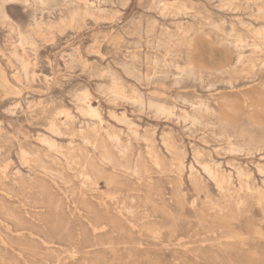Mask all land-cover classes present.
Listing matches in <instances>:
<instances>
[{
    "label": "rangeland",
    "instance_id": "1",
    "mask_svg": "<svg viewBox=\"0 0 264 264\" xmlns=\"http://www.w3.org/2000/svg\"><path fill=\"white\" fill-rule=\"evenodd\" d=\"M1 72L0 264H264V0H0Z\"/></svg>",
    "mask_w": 264,
    "mask_h": 264
},
{
    "label": "bare ground",
    "instance_id": "2",
    "mask_svg": "<svg viewBox=\"0 0 264 264\" xmlns=\"http://www.w3.org/2000/svg\"><path fill=\"white\" fill-rule=\"evenodd\" d=\"M24 58H25V56H24ZM25 61H26V60H25ZM26 64H27V63H26ZM4 73H5V72H4ZM0 74H2V72H1ZM0 78H1V77H0ZM6 78H7V77H6ZM4 79H5V78H4ZM1 80L3 81V79H1ZM5 81H6V80H4V82H5ZM7 82H8V80H7ZM158 107H159L160 110H163L162 107H160V106H158ZM91 109H92V108H91ZM96 109H97V108H96ZM92 112L94 113V110H93ZM93 113H92V114H93ZM96 114H97V113H96ZM195 150H196V149H195ZM198 153H200V152H198ZM199 155H200V154H199ZM199 155H198V156H199ZM195 157H196V154H195ZM178 159H179V158H178ZM182 159H183V158H180L179 160H182ZM195 159H196V158H195ZM196 160H197V159H196ZM182 162H184V161H182ZM182 162H181V163H182ZM179 163H180V162H179ZM181 163H180V164H181ZM208 163H209V162H208ZM211 163H212V162H211ZM213 164H214V163H213ZM206 165L209 166L208 164H206ZM207 166H206V167H207ZM211 167L213 168V167H215V166H211ZM192 168H193V167H192ZM209 169H210V168H209ZM81 170L84 171V169H81ZM191 170H192V169H191ZM238 170H239V169H238ZM83 171H82V172H83ZM220 172H221V171H220ZM85 173H86V172H85ZM87 173H88V172H87ZM207 173H208V172H207ZM221 173H223V172H221ZM83 174H84V173H83ZM81 175H82V173H81ZM86 175H87V174H86ZM86 175H84V176H86ZM189 175H190V174H189ZM216 175H218V174L216 173ZM245 175H246V174H245ZM190 176L192 177V175H190ZM213 176H214V175H213ZM220 176H222V177L220 178V181H221V182H226V180L229 181V179L226 178V175L223 176V175L221 174ZM228 177H229V176H228ZM86 179H87V178H86ZM89 179H90V178H89ZM94 180H95V179H94ZM94 180L92 179V181H91V180H90V181L93 182ZM97 181H98V180H97ZM97 181H94V182L97 183ZM87 182H88V181H87ZM87 182H86V183H87ZM94 182H93V183H94ZM99 183H100V184H99ZM102 183H103V185H102V187H103V186L105 185V184H104V181H102ZM102 183H101V181H99L97 184H98V185H101ZM107 184H108V183H107ZM107 184H106V185H107ZM222 184H224V183H222ZM230 184H231V183H230ZM94 185H95V184H94ZM102 187H101V189H102ZM105 187H106V186H105ZM229 187H230V186H229ZM18 188H19V187H18ZM230 188H231V187H230ZM108 191H109V190H108Z\"/></svg>",
    "mask_w": 264,
    "mask_h": 264
}]
</instances>
